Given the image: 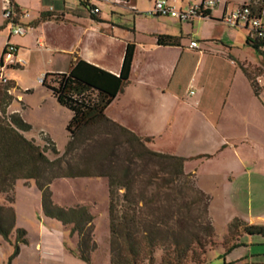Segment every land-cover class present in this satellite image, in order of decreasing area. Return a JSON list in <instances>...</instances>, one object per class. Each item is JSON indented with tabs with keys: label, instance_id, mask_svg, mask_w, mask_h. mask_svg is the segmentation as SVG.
Listing matches in <instances>:
<instances>
[{
	"label": "rangeland",
	"instance_id": "1",
	"mask_svg": "<svg viewBox=\"0 0 264 264\" xmlns=\"http://www.w3.org/2000/svg\"><path fill=\"white\" fill-rule=\"evenodd\" d=\"M176 1L178 2L177 10L183 12L189 11L188 7L182 5L181 0ZM71 2L79 4V0H71ZM118 6H121V3L115 1L112 3L99 4L104 18L110 15L111 10L120 13L121 9ZM149 6L150 3L148 0H140V7L142 9H146ZM2 7L3 1L0 0V24L3 23L4 20L2 16ZM129 11L128 14L130 17L126 16L127 20L122 22V24L129 27V29H133V13L132 10ZM146 12H142L141 16L136 18L137 34L134 35V33L127 29H117L115 30L117 38L110 41L111 45L114 44L117 46L127 40L135 43L140 52L142 46L150 47L152 44V39L150 38V33L152 31L169 30L175 31L174 33H178V35H181L183 32L185 36L181 41V45L187 47L189 40L198 38L197 34L201 33V35H204L205 38L207 37L208 40L216 39V42H214L215 46L217 44L218 46L223 45L233 48L236 57L239 59L233 56H230L229 59L235 61L248 75L254 88H257L259 78H262L264 81V56L261 57L262 55L260 56L259 53L256 54L252 48L247 46L246 39L250 35L249 31H244L245 29L243 28L228 26L223 22H211L210 20L201 18H194L192 22H182V24H180L181 22L177 19L170 17L154 18ZM5 35L6 33H0V46ZM202 47H204V45H202ZM152 55L156 57L158 61L167 62L176 59L177 51L173 49L154 50ZM198 57V50H186L184 51V55L180 57V65L172 84L173 89L181 96L187 97V92L191 89L189 78ZM226 59L228 61V58ZM69 61L70 60H68V62ZM68 62L67 60L65 62L62 58H52L51 55L46 52H35L25 69L11 70V74L17 81V87H19L12 95L13 101L11 105L12 109H17L23 120L34 128L32 131L22 132L26 139H34L37 144L44 149L48 144L43 141L40 132L43 131L46 135H49V138L52 140L54 147L59 153L56 155L51 149H48V157L51 160L63 158L62 160L64 163L62 168L64 173L69 169L73 172L88 170L89 173L96 174L97 171L100 170L98 154L102 153V151L106 149L105 146H107L106 136L98 135L95 138V140H97L96 142H86L80 149L65 154L69 142L71 141V135L67 130V126L72 119V113L68 109L60 107L55 103L47 88L39 81L40 78H45L46 73L49 71L67 69ZM215 62L220 61L215 60ZM227 63L228 65H225ZM223 64L225 65L223 69L217 68L215 70L216 72H220V74L211 79L210 86L207 89V93L212 99V111L218 112L220 109L219 101L216 97H219L225 91H230L233 97L239 98L241 105L244 104L243 107L254 109L258 117H260L264 123V96H261L262 102L259 99V103L254 101L252 98L254 95L251 86L242 76L240 69L234 70L235 67L232 66L229 61H224ZM232 69L234 71L231 74ZM221 73L223 74L221 75ZM46 81L51 86L57 87L59 77L51 75L46 78ZM26 88L27 91L25 90ZM12 90L13 89H11V91ZM207 103L208 102L205 101L204 105L206 106ZM234 104L235 102L233 104L229 103L225 108L227 110L226 112L229 114H226V120H223L222 124L228 127L235 124V120H232L233 118L230 115V111L236 107H233ZM8 114H11L9 110ZM194 128L195 125L192 130H194ZM101 130L102 128H100V126L92 127L87 131L85 137L93 136V134ZM193 133L194 131H192L190 135H194ZM120 138H123L121 134ZM80 139H77L75 142L78 143ZM148 144H146V147L153 151L148 147ZM255 147L256 153L264 159V146L262 148L259 145ZM136 149L137 151L141 150L140 148ZM116 154L118 157L112 158V161L116 162L112 166L114 171H119L130 153L129 149L118 148L116 149ZM146 160L147 163L138 162V166L135 167V170L139 173V178L134 186L136 194L146 196L142 208V212L146 216L151 217L153 214V216L155 218L158 217L160 221L168 219L170 224H173L175 220L179 218L177 220L179 226H184L191 231H197V225L212 224L208 211L209 205L208 208L205 206L207 202L210 204V198L202 189L214 196L212 208L216 212H221V208L223 209L222 205L226 203L227 200L229 202L231 198L233 185L226 175L214 177L210 174H205L203 171L198 172L196 168L194 170V167H192L191 169L193 170L188 169L190 172L186 173L184 171L187 177L178 179L176 182H172V185H168L163 178H171L172 174L168 172L159 173L157 160L149 158L148 156ZM104 169L110 170L109 162L106 163ZM31 181L32 182H27L19 179L16 183V203L14 205L18 216L16 228H22L27 232L26 238L29 243L20 246V254L12 260L11 264H87L77 256L78 239L76 236L70 237V227H65L60 222L45 217L42 210V194L36 182L34 180ZM233 190L240 193V196L235 198L240 201L239 205H236V207L230 204V207L223 209L224 214H222V216L216 214L217 231L214 229V236H212L211 239L205 237L207 245L203 251L204 253L198 250L197 256H190L188 258L189 264H224L222 236L224 233H227L229 222L234 217L232 210L239 208L240 211H243L241 213L246 216L249 209L247 201L249 198L253 200L255 198V194L253 195V193H250L252 189L245 185V181L237 182L236 188ZM199 191L205 194L208 200L203 199L201 202L200 195L198 194ZM50 192L52 193L53 202L60 207L70 208L85 206L89 209L90 213L94 216L93 236L97 244L96 251L91 254V264H110L108 179L98 176L58 178L54 179L50 184ZM120 199V204H122V198ZM6 204L4 196L0 194V205ZM253 207L256 208L255 203ZM216 235H218V237ZM10 240V242H7L0 237V264H10L9 259L14 252V244L16 241L15 231L12 233ZM254 241L255 243L264 242L259 238H255ZM253 250L262 253L261 256L256 257V259L264 264V248L254 247ZM73 252H75V254ZM243 253L244 250H239L236 254L227 257V260L231 259L233 261H230L229 264L238 262L235 258ZM162 254L161 250L156 251V264L160 262ZM192 258H195L193 259L195 261H193Z\"/></svg>",
	"mask_w": 264,
	"mask_h": 264
},
{
	"label": "crops",
	"instance_id": "2",
	"mask_svg": "<svg viewBox=\"0 0 264 264\" xmlns=\"http://www.w3.org/2000/svg\"><path fill=\"white\" fill-rule=\"evenodd\" d=\"M148 1L150 6L142 9L140 0H128L118 6L121 9L120 13L111 10L110 15L104 18L100 10V15L94 20L82 0H79V4L72 3L71 0H13L18 9L30 13V18L21 20L27 26L28 32L24 37L9 39V32L3 20L0 28H5L0 30V33H6V35L0 46V63L6 44L11 42L18 47V55L26 62L22 69H25L29 64V60L35 52H46L52 58H62L65 62L70 60L67 69H55L46 74L68 73L75 62L83 60L118 76L121 72L126 47L128 43L133 42L125 40L116 46L111 45L110 41L117 38L115 35L117 29L130 30L134 35L138 33L136 18L141 16L142 12H149L157 0ZM168 1L177 8L178 2L176 0ZM201 1L181 0V3L185 7L191 8L198 6ZM218 1V6L211 12V17L215 20H204L222 23L221 18L225 12L249 4L253 0ZM129 10H132L133 13V29L122 24L127 20L126 16L130 17ZM261 22L264 25V9L261 14ZM174 32L169 30L152 31L150 33L152 44L150 47L142 46L140 52L136 44L133 43L135 44V54L130 83L106 109L105 114L107 118L137 136L151 138L152 141L148 147L153 151L185 158L184 171L186 173L190 172L188 169L193 170L191 168L194 167V170L196 168L198 172L203 171L205 174L214 177L228 176L233 188L229 202L227 200L222 205L223 209H227L231 205H239L240 201L235 198L239 197L240 193L233 189L236 188L237 182L245 181V185L252 189L250 193L255 194V198L254 200L249 198L247 201L249 209L246 216L241 213L243 211H240L239 208L232 210L234 217L229 222L227 233L222 236V244H227V248L239 247L226 255V249H224V264L233 262L231 259L227 260V257L236 254L239 250H244V253L235 258L238 262L240 260L263 264L256 259L262 253L255 252L253 248H264V242L255 243L254 241L255 238L264 241V238L248 235L243 232L242 227L243 225L264 226V159L255 150V146L259 145L261 148L264 146V123L254 109L243 107L244 104L241 105L239 98L233 97L230 91H225L216 97L220 109L218 112H213L211 109L212 99L208 95L207 89L211 79L220 74L215 70L217 68L223 69L225 65H228V63L224 65V61H229L235 67L234 70L240 69L242 76L251 86L254 101L258 102V99L261 100V96H264V81L259 78L262 84L257 86L256 94L248 75L235 61L229 59L230 56L239 59L232 47L218 46L217 44L215 46L216 39L208 40L201 33L197 34L198 38L189 40L188 46L185 47L181 45L185 36L184 33L178 35ZM159 35L179 38L180 46L163 47L157 45V36ZM192 41L198 42L199 49L190 48ZM165 49L177 51L176 59L162 62L152 55L154 50ZM186 50L199 51V57L189 78L191 89L187 92V97L179 95L173 89L172 84L180 65V57L184 55ZM215 60L220 62H215ZM234 70H231V74ZM10 71L6 72L8 73L6 76L15 83L16 87L10 91V94L13 95L19 87H17V81ZM25 90L27 91V88ZM48 92L53 101L57 103L52 93L49 90ZM192 92L193 94H191ZM205 101L208 102L206 106L204 105ZM234 102L233 107H236L230 111V115L232 120H235V124L228 127L222 124V121L226 120V114H229L225 108L229 103L233 104ZM8 110L11 114L18 112L17 109H12V105ZM194 125L195 128L192 130ZM192 131H194V135H190ZM40 133L44 132L41 131ZM202 191L210 198L208 211L213 228L217 231L216 214L222 216L224 211L221 208V212H216L212 208L214 196L204 189ZM15 203L12 205L13 207ZM254 203L256 208L253 207ZM16 217L17 222V213ZM233 222H240L242 226L231 233L230 226ZM216 236L218 237V235Z\"/></svg>",
	"mask_w": 264,
	"mask_h": 264
},
{
	"label": "trees",
	"instance_id": "3",
	"mask_svg": "<svg viewBox=\"0 0 264 264\" xmlns=\"http://www.w3.org/2000/svg\"><path fill=\"white\" fill-rule=\"evenodd\" d=\"M83 4L88 9V5ZM244 5H249L253 13L261 20L264 0H253ZM88 11L91 14L89 9ZM91 16L94 20L97 17L92 14ZM201 19L215 20L211 17L210 11L205 12ZM4 28L2 27L0 30ZM246 43L256 52L264 55L263 41L253 40L248 36ZM157 45L177 47L180 46V40L173 36L159 35L157 36ZM3 52L5 53L6 49ZM134 54L135 44L128 43L118 76L79 60L73 64L68 73H48L42 82V85L52 93L57 103L72 113V119L67 126L71 141L65 154L80 149L86 142H96L95 138L98 135L106 136L107 146L102 153L98 154L100 170L96 174H91L88 170L73 172L69 169L64 173L63 158L51 160L48 157V149H51L56 155L59 152L45 133L40 134L43 141L48 144L44 149L34 139H26L22 132L32 131L33 127L26 123L18 112L8 114V108L13 101L10 91L16 87L15 83L10 80L7 84L0 82V194L4 196L7 203L0 205V237L10 242V237L15 231L16 241L14 252L9 259L10 264L20 254V246L29 243L26 238L27 232L22 228H16L17 217L12 206L16 200L15 188L19 179L36 182L42 194L43 214L46 218L56 220L65 227H70V237L76 236L78 239L77 256L87 264H91V254L97 249L93 236L94 216L85 206L63 208L56 205L50 192V184L54 179L82 176H98L108 179L110 264H156L157 250H161L163 253L158 264H189L190 256H197L198 250L204 251L207 245L205 237L211 239L214 236V228L210 223L197 225L198 230L191 231L184 226H179L177 221L179 218L170 224L168 219L160 221L153 214L150 217L142 212L146 196L136 194L134 191V186L139 178V173L135 170L138 162L147 163V156L157 160L159 173L172 174L171 178H163L168 185L187 176L184 174L185 158L149 150L146 144L152 141L151 138L137 136L107 118L105 114L106 109L130 83ZM22 68V66H15L11 70ZM51 75L59 77L57 87L47 83L46 78ZM255 92L257 94L256 88ZM95 126H100L102 130L93 136L85 137L87 131ZM120 134L123 138H120ZM77 139H80L78 143L75 142ZM118 148L129 149L131 156L128 155L119 171H114L112 165L116 162H113L112 158L118 157L116 154ZM136 148L141 150L137 151ZM107 162L110 163V170L104 169ZM198 194L201 202L203 199L208 200V197L201 191ZM120 198H122V204H120ZM208 205L207 202L206 208ZM241 226L240 222H233L230 232L234 233ZM242 228L243 232L248 235L264 238V226L243 225ZM222 246L226 249L225 255L239 247L227 248V244H222ZM73 253L75 254V252Z\"/></svg>",
	"mask_w": 264,
	"mask_h": 264
},
{
	"label": "built area",
	"instance_id": "4",
	"mask_svg": "<svg viewBox=\"0 0 264 264\" xmlns=\"http://www.w3.org/2000/svg\"><path fill=\"white\" fill-rule=\"evenodd\" d=\"M114 1L122 4L128 0H82L83 3L88 5V9L94 16L100 15V3H112ZM218 4V0H202L198 6L189 8L188 12H183L181 10H177V8L168 0H157L147 14L153 17L174 18L179 20L181 23L192 22V19L201 18L205 12H212ZM2 16L9 32V39L12 37L26 36L28 28L21 22V20L30 18V13L28 11L18 9L12 0H3ZM221 22L231 27L243 28L250 32L249 36L253 40L258 39L264 42V25L256 14L253 13L252 8L249 5H241L234 10L225 12L221 18ZM190 48L199 49L198 42L192 41ZM4 49H6V52H3L2 56V63L0 66V82L7 84L9 82V78L6 76V72L15 66L23 67L26 62L18 55L17 46L13 43L8 42ZM43 80L44 78H41L39 81L42 83ZM261 84L262 81L259 80L258 86ZM191 94H193V92ZM234 264L256 263L239 261Z\"/></svg>",
	"mask_w": 264,
	"mask_h": 264
}]
</instances>
